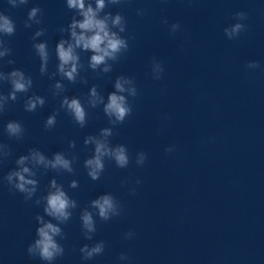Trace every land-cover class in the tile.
<instances>
[{
	"label": "clouds",
	"instance_id": "1",
	"mask_svg": "<svg viewBox=\"0 0 264 264\" xmlns=\"http://www.w3.org/2000/svg\"><path fill=\"white\" fill-rule=\"evenodd\" d=\"M124 0H65L66 8L74 15L66 27L59 28L60 33H67V38H61L55 46V55L57 58L56 71L51 73L50 79L59 75L61 80L52 85L53 96H61L65 91V85L61 82L67 80L69 83H76L80 77L81 70L85 69V64L81 61V53H90L87 61V69H91L98 75L110 73L113 70V64L118 62L122 56L130 50L129 38L122 35L127 31V20L120 12L113 14L111 11H105L109 6L120 5ZM11 8L26 6L29 0H6ZM138 16L146 14L145 9H137ZM43 10L34 6L27 13V19L24 27L30 29L33 24L42 23ZM235 23L223 29L224 35L228 40L238 39L240 34L247 30L244 23L248 19V14L243 11L234 13ZM162 23L168 26L170 35H175L181 30V24L174 22L169 24L165 18ZM16 34V24L14 20L4 11H0V61L5 57L12 55V49L8 46L6 37H12ZM45 35L44 28H38L31 39L32 48L40 61V74H48V64L50 60V51L48 42L40 41L39 38ZM15 63L14 59H8L7 64ZM258 61H250L245 65L246 69L255 70L260 68ZM165 72L164 65L155 57L151 60V76L153 80L162 79ZM81 83H87V80L80 77ZM7 83L10 90L7 95L0 92V115L8 109L9 102H16L21 95L25 96L24 110L32 113L42 108L46 100L43 96L28 93L33 88V79L21 69H13L10 72L0 70V84ZM114 90L107 95L105 99L96 85H93L88 92L85 103L88 108L95 109L103 106L102 110L108 118L109 127L101 128L97 135H88L84 138L83 144L87 147L92 146V155L84 160V168L88 177L92 181L101 178L105 170V162L110 161L117 168H127L131 163L129 150L124 144H112L110 138L114 135V129L125 122L132 115L133 106L129 98L133 100L138 96V88L132 77L120 75L117 76L114 84ZM78 97H69L63 95L60 100L59 109L49 115L44 122L46 131L53 129L57 124V116L60 110L69 115L73 122L80 128H84L88 123V111ZM163 119H168L167 115ZM24 125L17 120H9L4 126V132L10 139L22 141L25 136ZM70 149H75L76 142H68ZM175 146L170 145L164 149L166 154L175 151ZM12 155L9 145L0 143V162H3ZM77 157L69 158L64 152H55L51 157L45 155L38 148H29L26 155H20L15 160L16 167L10 170L2 177L10 190H14L23 195L24 201L33 202L35 206L43 208V215L37 214L34 219L37 227L35 229V238L28 245L26 251L30 258H38L43 264H55V261L64 256L65 247L61 240H64L65 233L62 225L67 224L73 215V210L78 207V202L69 196L64 186L53 178L48 185L45 195L37 196L39 181L37 171L43 169L45 173L48 170L57 173L74 174L73 167ZM147 153L140 151L136 153L135 163L137 166H143L147 161ZM127 184V181L122 182ZM136 185L141 184L137 179ZM69 187L76 189L79 187L77 180H72ZM132 195L136 194V188L128 189ZM35 197V199H33ZM124 208L120 201L111 193H104L91 200L89 205L80 211L81 230L84 238L93 241L92 244H84L80 249L81 259L83 261L93 260L97 256L103 255L106 243L103 240L94 241V235L97 232V218L100 221L108 222L113 218L120 217ZM47 217V219H46ZM136 236L134 230L124 233L125 240H132ZM118 260L124 264H130V257L126 252H121Z\"/></svg>",
	"mask_w": 264,
	"mask_h": 264
}]
</instances>
